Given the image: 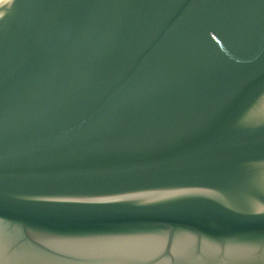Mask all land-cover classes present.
Returning a JSON list of instances; mask_svg holds the SVG:
<instances>
[{
	"label": "water",
	"instance_id": "1",
	"mask_svg": "<svg viewBox=\"0 0 264 264\" xmlns=\"http://www.w3.org/2000/svg\"><path fill=\"white\" fill-rule=\"evenodd\" d=\"M0 264H264V0L0 1Z\"/></svg>",
	"mask_w": 264,
	"mask_h": 264
},
{
	"label": "bare ground",
	"instance_id": "2",
	"mask_svg": "<svg viewBox=\"0 0 264 264\" xmlns=\"http://www.w3.org/2000/svg\"><path fill=\"white\" fill-rule=\"evenodd\" d=\"M0 1H3V0H0Z\"/></svg>",
	"mask_w": 264,
	"mask_h": 264
}]
</instances>
